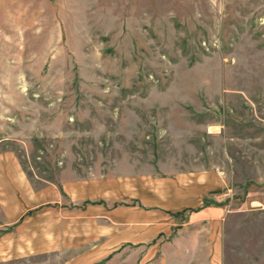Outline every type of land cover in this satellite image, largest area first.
Wrapping results in <instances>:
<instances>
[{
	"label": "rangeland",
	"instance_id": "rangeland-1",
	"mask_svg": "<svg viewBox=\"0 0 264 264\" xmlns=\"http://www.w3.org/2000/svg\"><path fill=\"white\" fill-rule=\"evenodd\" d=\"M30 1L0 7V153L36 187L220 171L224 262L264 264V0Z\"/></svg>",
	"mask_w": 264,
	"mask_h": 264
},
{
	"label": "crops",
	"instance_id": "crops-1",
	"mask_svg": "<svg viewBox=\"0 0 264 264\" xmlns=\"http://www.w3.org/2000/svg\"><path fill=\"white\" fill-rule=\"evenodd\" d=\"M38 1L27 3L55 15L51 0ZM12 2L21 6L23 0H0V7L12 9ZM109 180L36 187L17 155L1 152L0 214L11 229L0 237V262L32 256L33 264H100L127 247L144 255L142 264H225L230 213L219 201L230 190L220 171L139 172Z\"/></svg>",
	"mask_w": 264,
	"mask_h": 264
}]
</instances>
